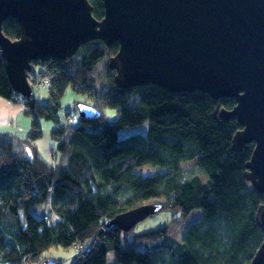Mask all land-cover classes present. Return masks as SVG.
Masks as SVG:
<instances>
[{"label": "trees", "instance_id": "trees-1", "mask_svg": "<svg viewBox=\"0 0 264 264\" xmlns=\"http://www.w3.org/2000/svg\"><path fill=\"white\" fill-rule=\"evenodd\" d=\"M89 1L94 16L102 19L104 0ZM4 33L13 40L20 38L19 21L6 19ZM118 50L119 43L108 46L96 39L74 57L33 61L29 80L34 91L38 83L49 90L43 102L35 94L28 98L13 90L0 49V99L21 101L31 119L25 138L0 134V264H30L53 246L81 245L93 236L95 241L74 264H107L109 252L115 253L113 264H249L264 239L257 222L264 194L246 178L254 144L236 151L233 138L242 126L236 118L224 121L220 116L221 109H232L236 100H217L201 91L174 94L157 84L120 88L109 65ZM107 54L108 88L95 90L94 68ZM69 89L94 99L84 101L99 108L102 116L62 121V99ZM106 107L118 109L115 121L105 119ZM74 112L79 115L75 108L67 119ZM42 120L52 122L51 162L36 146L44 135ZM144 124L146 134L120 135L123 129ZM18 144L28 145L23 150ZM186 161H195L202 174L186 178L182 167ZM144 165L163 171L136 170ZM161 198L166 202L160 203L184 217L203 211L180 242L160 227L140 233L161 240L142 249L124 243L125 232L106 224ZM41 206L51 213L45 210L47 214L39 217L34 209ZM41 261L61 264L50 258Z\"/></svg>", "mask_w": 264, "mask_h": 264}, {"label": "water", "instance_id": "water-1", "mask_svg": "<svg viewBox=\"0 0 264 264\" xmlns=\"http://www.w3.org/2000/svg\"><path fill=\"white\" fill-rule=\"evenodd\" d=\"M98 19L89 0H0V49L13 90L33 97V61L74 57L87 43H119L110 58L116 84L123 89L157 84L174 94L201 91L214 99L233 98L222 108L224 121L241 124L233 148L254 144L246 178L264 194V0H104ZM16 18L21 36L4 33ZM80 118L102 111L76 102ZM165 205L143 204L107 221L129 232ZM264 234V203L257 212ZM249 264H264V239Z\"/></svg>", "mask_w": 264, "mask_h": 264}, {"label": "rangeland", "instance_id": "rangeland-1", "mask_svg": "<svg viewBox=\"0 0 264 264\" xmlns=\"http://www.w3.org/2000/svg\"><path fill=\"white\" fill-rule=\"evenodd\" d=\"M109 54H107L105 57H102L97 62L93 76L95 77V90L98 89H107L108 85L106 84V73H109V67H108V60H109ZM112 70V69H111ZM114 70H112V73ZM36 89L35 95L41 99V101L46 102L49 90L48 86H46L43 83H38L34 86ZM87 100L89 102L94 103L95 100L88 98L84 95H79L73 90L69 89L67 93L64 95L62 99V108L60 110L59 116L62 121L67 122V113L73 112L76 108V102ZM133 102L137 100V96L133 97ZM18 104L21 103V101H17ZM118 115V109L114 107H106L105 108V119L107 121H115ZM27 118L29 122V126H31V119L23 113L22 118ZM22 119V120H23ZM44 135L43 137L37 141V144L40 145V155L44 157L46 156V153L48 152V145L49 142L55 143L52 141L49 131L47 129L50 128V125L52 124L51 121L42 120ZM148 131V124H144L142 126L132 127V128H126L120 131L121 136H127L134 132H142L146 134ZM25 133V130L24 132ZM28 145V144H27ZM26 144L21 145L18 144L19 148H22L23 150H26ZM51 154H53L52 149L49 150ZM54 155V154H53ZM48 161H52L51 157L46 156ZM54 159V157H53ZM183 172L186 178H190L191 176L195 174H202L201 168L195 163V161H186L182 163ZM138 172L141 173H153L156 171H163L161 167L153 166V165H144L141 167H138L136 169ZM250 182V186H251ZM154 202H166L164 198L156 199L149 201L147 203H154ZM47 210L49 213H51V210L46 206H41L34 209V212L39 216L43 217L47 213L45 212ZM203 211L201 209H197L194 212H192L190 215L184 217L181 215V212L177 209H172L169 207H165L162 209L159 213L154 214L146 218L145 220L139 222L137 226L129 231L125 232L126 238H124V243H127L128 241L131 242L132 245H135L142 249H149L150 247H154V245L161 243V240L154 241L152 239H148L145 237H140V233H144L150 230H154L160 227H164L168 230V234L175 239L176 241H181L182 235L184 234L185 230L195 221L200 219L202 217ZM95 241V237H88L86 238L83 243L80 244H74L71 246H53L50 249H48L43 255L41 259H54L57 261H60L61 264H74L76 257L82 252L83 249H86L92 245V243ZM108 263L107 264H113L115 262V253L109 252L107 254ZM40 260L31 261L30 264H42Z\"/></svg>", "mask_w": 264, "mask_h": 264}, {"label": "crops", "instance_id": "crops-1", "mask_svg": "<svg viewBox=\"0 0 264 264\" xmlns=\"http://www.w3.org/2000/svg\"><path fill=\"white\" fill-rule=\"evenodd\" d=\"M23 113H24V110L20 104H17L7 99L1 98L0 99V134L11 133L15 135L16 137L25 138L28 135L31 129V126H29V122L27 118L25 117L24 119L22 118ZM51 125H50V128H51ZM24 130H25V133H23ZM44 130L45 129L43 128V131ZM47 131H49V129H47ZM36 146L40 154V147H39L40 145H38L37 142H36ZM53 146L51 142H49L48 152L46 153V156L53 158V154H51V152L49 151L50 148H52ZM46 156L44 155V158L48 161Z\"/></svg>", "mask_w": 264, "mask_h": 264}, {"label": "built area", "instance_id": "built-area-1", "mask_svg": "<svg viewBox=\"0 0 264 264\" xmlns=\"http://www.w3.org/2000/svg\"><path fill=\"white\" fill-rule=\"evenodd\" d=\"M79 116H80V115L76 114L75 112H74V113H70V115L68 116V120H69L70 122L75 123L76 121H79V120H77L78 118L81 119ZM46 218H47V217H46Z\"/></svg>", "mask_w": 264, "mask_h": 264}]
</instances>
